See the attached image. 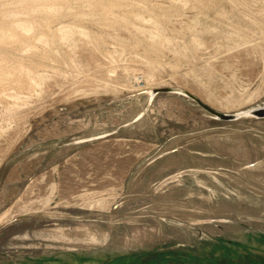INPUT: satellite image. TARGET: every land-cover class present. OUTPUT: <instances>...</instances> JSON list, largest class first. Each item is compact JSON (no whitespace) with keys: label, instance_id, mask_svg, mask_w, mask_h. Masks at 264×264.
<instances>
[{"label":"rangeland","instance_id":"rangeland-1","mask_svg":"<svg viewBox=\"0 0 264 264\" xmlns=\"http://www.w3.org/2000/svg\"><path fill=\"white\" fill-rule=\"evenodd\" d=\"M0 10V264H264V0Z\"/></svg>","mask_w":264,"mask_h":264},{"label":"bare ground","instance_id":"bare-ground-1","mask_svg":"<svg viewBox=\"0 0 264 264\" xmlns=\"http://www.w3.org/2000/svg\"><path fill=\"white\" fill-rule=\"evenodd\" d=\"M22 37H23V34L16 28L15 21H11V20L9 22H6V21L4 22V20L0 21V45L2 43H4L5 41H9V42L14 41V43H15V42L21 40ZM24 42H23V44H24ZM5 43H7V42H5ZM25 43H27V41ZM5 46H6V44H5ZM14 48H15V46H14ZM16 49H17V47H16ZM7 51H5V52H7ZM12 52H10V53H12ZM11 55H13V54H11ZM11 55H9V56L11 57ZM16 55H19V54H16ZM14 58H15V56H14ZM19 58H15L14 60L13 59L10 60V58L5 57L4 54L2 55V53H0V98H2L1 93L3 91H6L7 89H11L13 87L16 88L18 91V89L21 90V88L24 87V85H25L24 80L22 81V77H23L22 74L24 73V71H23L24 65ZM27 58H28V56H27ZM24 61H25V59H24Z\"/></svg>","mask_w":264,"mask_h":264},{"label":"water","instance_id":"water-1","mask_svg":"<svg viewBox=\"0 0 264 264\" xmlns=\"http://www.w3.org/2000/svg\"><path fill=\"white\" fill-rule=\"evenodd\" d=\"M158 93H170V94H179L185 96L191 99L192 101H194L202 110L208 113L211 117L220 121H234L242 117L264 118V106L253 107L251 109H248L246 112H241L239 114H228V113H221L215 109H212L211 107L207 106L199 99L195 98L194 96L187 93H183L179 90H175L172 88H161V89H153L151 91L152 96Z\"/></svg>","mask_w":264,"mask_h":264}]
</instances>
